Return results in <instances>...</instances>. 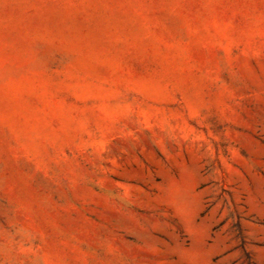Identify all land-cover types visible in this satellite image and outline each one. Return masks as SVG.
<instances>
[{
    "label": "rangeland",
    "instance_id": "rangeland-1",
    "mask_svg": "<svg viewBox=\"0 0 264 264\" xmlns=\"http://www.w3.org/2000/svg\"><path fill=\"white\" fill-rule=\"evenodd\" d=\"M0 264H264V0H0Z\"/></svg>",
    "mask_w": 264,
    "mask_h": 264
}]
</instances>
